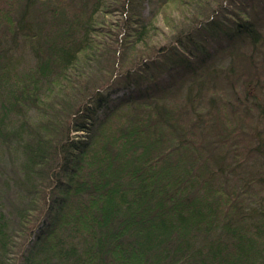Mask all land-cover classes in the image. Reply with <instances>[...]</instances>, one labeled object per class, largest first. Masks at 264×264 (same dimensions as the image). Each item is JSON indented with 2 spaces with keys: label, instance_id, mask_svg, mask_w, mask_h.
Returning a JSON list of instances; mask_svg holds the SVG:
<instances>
[{
  "label": "trees",
  "instance_id": "1",
  "mask_svg": "<svg viewBox=\"0 0 264 264\" xmlns=\"http://www.w3.org/2000/svg\"><path fill=\"white\" fill-rule=\"evenodd\" d=\"M0 264H264V0H0Z\"/></svg>",
  "mask_w": 264,
  "mask_h": 264
},
{
  "label": "rangeland",
  "instance_id": "2",
  "mask_svg": "<svg viewBox=\"0 0 264 264\" xmlns=\"http://www.w3.org/2000/svg\"><path fill=\"white\" fill-rule=\"evenodd\" d=\"M154 2V0H146V11L150 10V7H151V4ZM173 9V12H174V8ZM167 15H170V13H173L172 10H169V11H165ZM164 17L162 18L165 23L167 22L166 18H165V15H163ZM162 25H164L163 23H161Z\"/></svg>",
  "mask_w": 264,
  "mask_h": 264
}]
</instances>
